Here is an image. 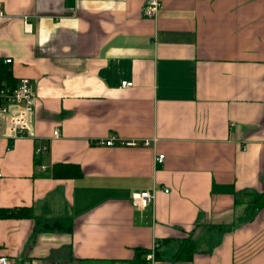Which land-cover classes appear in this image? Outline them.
Instances as JSON below:
<instances>
[{
    "label": "crops",
    "instance_id": "crops-1",
    "mask_svg": "<svg viewBox=\"0 0 264 264\" xmlns=\"http://www.w3.org/2000/svg\"><path fill=\"white\" fill-rule=\"evenodd\" d=\"M147 1L0 0V60L36 95L30 137L0 114L2 254L128 264L157 244L154 264H264V0H159L156 18ZM111 135L136 144H96ZM60 163L83 176L55 179ZM56 218L72 233L42 230Z\"/></svg>",
    "mask_w": 264,
    "mask_h": 264
},
{
    "label": "built area",
    "instance_id": "built-area-1",
    "mask_svg": "<svg viewBox=\"0 0 264 264\" xmlns=\"http://www.w3.org/2000/svg\"><path fill=\"white\" fill-rule=\"evenodd\" d=\"M159 0H148L142 10V14L148 18H156L160 9ZM3 13L0 10V16ZM12 59L8 58L4 63L9 64ZM122 87H131L133 84L129 81H123ZM36 107V95L31 81L28 78H21L17 81L15 88L0 87V114L6 118V137L9 139H18L30 137L34 120ZM60 133L54 130L52 138H59ZM99 146L112 147L115 145L133 146L136 143L129 140H121L114 135L108 138L99 139L96 141ZM149 144V142H145ZM48 143L41 141L35 148V155L40 156L48 150ZM164 155H159L155 158L156 161L162 162ZM1 178V174H0ZM168 192V190H166ZM155 198V191H144L133 195V204L140 208L152 204ZM158 245L155 244L151 251L146 255V261L149 264H154L156 261V253ZM30 264L28 260H15L12 257L4 255L0 251V264Z\"/></svg>",
    "mask_w": 264,
    "mask_h": 264
},
{
    "label": "trees",
    "instance_id": "trees-1",
    "mask_svg": "<svg viewBox=\"0 0 264 264\" xmlns=\"http://www.w3.org/2000/svg\"><path fill=\"white\" fill-rule=\"evenodd\" d=\"M16 85L17 80L13 78L10 67L8 65H5L3 63V60H0V87L13 89L16 87ZM52 176L55 179H76L83 176V171L77 164L60 163L53 166ZM256 204L260 206L264 205V195ZM15 211L16 210H13L11 214H14ZM9 213V210H0V218L7 216ZM17 215H19L20 217L32 218V211L29 208H22L18 211ZM73 228L74 221L69 218H56L53 220H49L42 226V230L45 232L72 233ZM194 250V242L192 239L188 238L181 245V248L177 252L175 258L178 261H190L193 257ZM148 253L149 252H141L135 259L128 262V264H149L145 258Z\"/></svg>",
    "mask_w": 264,
    "mask_h": 264
}]
</instances>
